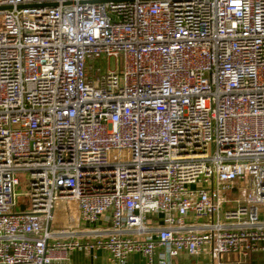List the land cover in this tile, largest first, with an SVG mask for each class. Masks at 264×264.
<instances>
[{"label":"built area","instance_id":"built-area-1","mask_svg":"<svg viewBox=\"0 0 264 264\" xmlns=\"http://www.w3.org/2000/svg\"><path fill=\"white\" fill-rule=\"evenodd\" d=\"M92 247L264 251V0H0V264Z\"/></svg>","mask_w":264,"mask_h":264},{"label":"crops","instance_id":"crops-1","mask_svg":"<svg viewBox=\"0 0 264 264\" xmlns=\"http://www.w3.org/2000/svg\"><path fill=\"white\" fill-rule=\"evenodd\" d=\"M100 226L102 224L98 222L90 223L83 221L79 216L77 206L74 204L63 202L57 206L56 227L58 228L56 230L65 227L66 230L74 231V238H79L82 241H93L95 235L89 231ZM59 238L69 239V236L64 234L59 235ZM161 252L162 249L157 250L155 264H161V257L159 255ZM70 261L71 264H111V255L103 248L92 247L88 251L75 249L70 253ZM126 264H147V260L140 252H134L129 255ZM166 264H210V259L205 250L195 255L182 252L175 257H167ZM241 264H264V251L250 253Z\"/></svg>","mask_w":264,"mask_h":264},{"label":"rangeland","instance_id":"rangeland-1","mask_svg":"<svg viewBox=\"0 0 264 264\" xmlns=\"http://www.w3.org/2000/svg\"><path fill=\"white\" fill-rule=\"evenodd\" d=\"M92 64L95 65L96 67H100L102 71H106L108 66H110L111 68H114V66H115L113 59L109 62L106 58H103V57H101L98 60L92 61ZM20 177L22 178V181H23L22 182V188L20 189V191L21 192H27L28 189H27L26 175L23 174ZM19 200L23 201L24 199L22 196H20Z\"/></svg>","mask_w":264,"mask_h":264}]
</instances>
